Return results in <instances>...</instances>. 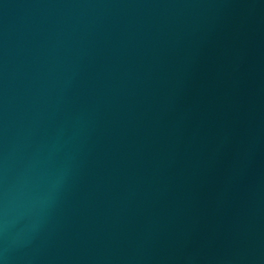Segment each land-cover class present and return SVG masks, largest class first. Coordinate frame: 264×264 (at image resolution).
I'll use <instances>...</instances> for the list:
<instances>
[{
    "label": "water",
    "instance_id": "1",
    "mask_svg": "<svg viewBox=\"0 0 264 264\" xmlns=\"http://www.w3.org/2000/svg\"><path fill=\"white\" fill-rule=\"evenodd\" d=\"M0 264H264V0H0Z\"/></svg>",
    "mask_w": 264,
    "mask_h": 264
}]
</instances>
